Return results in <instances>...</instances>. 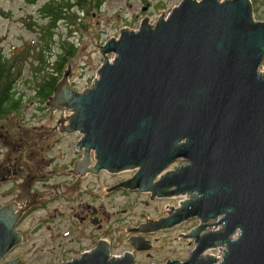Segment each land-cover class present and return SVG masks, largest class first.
Listing matches in <instances>:
<instances>
[{
	"label": "water",
	"instance_id": "obj_1",
	"mask_svg": "<svg viewBox=\"0 0 264 264\" xmlns=\"http://www.w3.org/2000/svg\"><path fill=\"white\" fill-rule=\"evenodd\" d=\"M98 49L104 59L92 84L74 89L67 67L49 100L70 106L73 113L58 122L82 132L85 157L73 170L137 168L107 189L188 194L165 217L133 228L200 219L186 231L197 242L190 256L160 264H264V19L253 1L180 0L155 22L146 16L136 29L122 27ZM179 157L187 161L166 170ZM10 205L0 208V256L22 237L13 227L27 205L20 212ZM212 247H221V256L206 251ZM133 257L129 249L111 255L102 239L60 264H137Z\"/></svg>",
	"mask_w": 264,
	"mask_h": 264
},
{
	"label": "flooded vegetation",
	"instance_id": "obj_2",
	"mask_svg": "<svg viewBox=\"0 0 264 264\" xmlns=\"http://www.w3.org/2000/svg\"><path fill=\"white\" fill-rule=\"evenodd\" d=\"M39 89V87L36 88L35 92L41 101L46 100L51 109L58 107L53 109L59 113L53 119L52 124L47 126L33 124L27 121L26 114H23L22 119L15 123V113L27 110L26 106L21 103L18 108H10L6 114L0 116V208L11 204L10 207L20 212L27 205L15 220L13 227L22 234V237L0 256V264L18 256L22 257L18 264L29 263L26 257V245L31 242V235L37 231L48 233L47 237L41 240L40 251L49 255L56 253L55 255L62 256L48 264H60L79 259L88 249L90 252L94 251L102 239H106L110 244L111 255H123L129 249L134 253V262L141 264L140 251H145L147 256L152 257L149 249L153 243L146 233L159 229L167 230V227L190 219L186 218L171 226L148 231L133 230V228L148 222L152 217L155 219L165 217V214L159 217L146 215L138 223L129 224L126 228L121 223L124 221V215L116 216L113 219L115 224L109 223L111 213L106 207V196L111 194L112 196H125L128 192L143 190L124 185H118L109 190L107 188L129 179L136 173L137 168L119 171L101 168L99 171L89 170L86 174L74 171L76 161L85 157V146L82 148L78 146L82 132L65 129L59 124V117L70 114L66 111L70 107L59 97L52 104L49 103L51 96L55 95V89L48 97L40 94ZM64 122H69V119H65ZM89 155L90 164L94 165L93 151ZM181 158L185 159L183 162L187 161L185 157H179L173 161L181 160ZM125 171H130V175L116 178ZM165 171L159 174L155 181H158ZM103 175L108 178L105 182L99 180ZM97 186L101 188L100 193L95 191ZM104 186H106L105 191L102 192ZM170 187H175V185L164 186L165 189ZM147 193L152 200L158 197L157 195L152 197L153 191L151 190ZM39 194L46 198L37 201L36 197ZM172 194L179 193L159 196ZM68 202L71 204L67 205ZM175 207L176 205L171 206V208ZM89 222L94 227L88 228L85 225ZM125 230L128 232L125 233ZM36 245L37 243L32 241L30 248ZM156 246L160 247L161 244H156ZM170 257L178 260L180 258L179 256H168L160 261L152 258V261L153 264H160L167 262Z\"/></svg>",
	"mask_w": 264,
	"mask_h": 264
},
{
	"label": "rangeland",
	"instance_id": "obj_3",
	"mask_svg": "<svg viewBox=\"0 0 264 264\" xmlns=\"http://www.w3.org/2000/svg\"><path fill=\"white\" fill-rule=\"evenodd\" d=\"M44 1L30 3L26 0H0V51L7 55L9 60H14L13 56L16 57L15 68L21 71L17 78L16 89L22 96L21 104L27 108L26 112L21 110L15 113V123L22 119L23 114H26L27 121L36 125L47 126L54 122L53 119L59 112L53 109L58 107L51 109L46 100L39 99L35 89L44 78H50L54 66L58 65L57 60L62 55H67L64 45L74 42L76 50L74 55L67 58L58 79L62 78L64 70L68 67L70 71L68 79L69 83H72L70 86L80 90L90 86L94 76H98L97 70L104 59L98 45L103 44L111 36H118L122 27L138 28L146 16L151 22H155L158 16L163 13L168 14L180 2V0H101L100 4L95 2L94 5L84 9H77L76 6L71 8L66 18L58 19L54 26H50V21L44 18L39 10ZM252 1L256 18L264 19V0ZM44 34L47 41L42 37ZM43 47H46V60L37 62L34 58L35 51ZM112 55L111 52L109 57ZM260 68L264 69V59ZM66 111L73 113L71 107ZM183 161L185 159L182 158L173 161L166 169H174ZM129 175L130 171H125L116 178ZM107 179L104 175L99 178L101 182ZM105 187L102 192L105 191ZM100 189L97 186L96 193H100ZM186 197V193H179L158 196L152 200L145 191L128 192L125 196L111 194L105 198L106 207L111 213L109 223L115 224L113 219L124 215V221L121 223L126 228L129 224L138 223L146 215L159 217L172 205L180 204ZM45 198L44 195L39 194L36 200L42 201ZM70 204L71 202L67 203ZM188 219L190 220L167 227V230L159 229L146 233L153 243L149 249L152 257L147 256L145 251H140L141 264L153 263L152 258L160 261L168 256H179L180 261L186 260L197 244L193 237L186 236V230L189 231L194 224L200 222L195 216ZM213 220L210 219L209 222ZM85 225L88 228L94 227L90 222ZM211 228L215 226L207 225V229ZM127 232L125 230V233ZM47 235L48 233L42 231L31 235L30 241H35L37 245L34 248H30L31 242L26 245V257L29 263L48 264L62 257L55 255L56 253L49 255L40 251L41 240ZM156 244L161 246L157 247ZM221 247H212L206 251L220 256Z\"/></svg>",
	"mask_w": 264,
	"mask_h": 264
},
{
	"label": "trees",
	"instance_id": "obj_4",
	"mask_svg": "<svg viewBox=\"0 0 264 264\" xmlns=\"http://www.w3.org/2000/svg\"><path fill=\"white\" fill-rule=\"evenodd\" d=\"M30 3H36L38 0H26ZM100 4L101 0H45L41 3L39 10L41 15L50 21V26H54L56 21L61 18H66L71 8L77 7V9H84L94 5V3ZM43 39L47 41L46 35H42ZM46 45V44H45ZM65 46L67 55H62L57 60L58 65L54 66L52 75L50 78H44L39 83L38 91L43 94L44 97H48L53 89H55L61 68L64 66L68 57L75 54V44L71 42ZM34 58L37 62H44L46 60V47L40 48L35 51ZM22 56H20L21 58ZM14 60H9V57L0 51V116L6 114L10 108H18L21 103L22 96L16 89L17 78L20 74V70H16L15 62L17 61L15 56ZM37 87V88H38ZM17 93V94H16Z\"/></svg>",
	"mask_w": 264,
	"mask_h": 264
},
{
	"label": "bare ground",
	"instance_id": "obj_5",
	"mask_svg": "<svg viewBox=\"0 0 264 264\" xmlns=\"http://www.w3.org/2000/svg\"><path fill=\"white\" fill-rule=\"evenodd\" d=\"M207 252H204L203 254H206ZM220 256H221V254H220Z\"/></svg>",
	"mask_w": 264,
	"mask_h": 264
}]
</instances>
